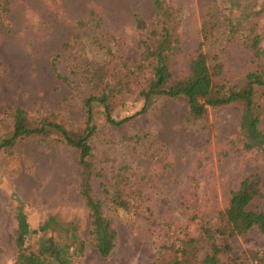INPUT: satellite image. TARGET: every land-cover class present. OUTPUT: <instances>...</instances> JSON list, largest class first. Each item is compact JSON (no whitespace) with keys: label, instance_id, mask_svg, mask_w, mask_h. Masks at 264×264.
<instances>
[{"label":"rangeland","instance_id":"rangeland-1","mask_svg":"<svg viewBox=\"0 0 264 264\" xmlns=\"http://www.w3.org/2000/svg\"><path fill=\"white\" fill-rule=\"evenodd\" d=\"M167 1L180 10L183 52L171 72L181 77L200 40L203 10L212 0ZM153 5L154 0H12L8 18L0 25V118L8 106H19L33 122L53 114L70 129L82 127L83 100L94 93L87 86L88 63L103 61L107 48L126 63H137L140 50L134 15L150 19ZM255 9L264 12V0H257ZM82 20L87 21L85 27L77 24ZM244 41L237 36L226 44L219 39L217 46L204 47L210 54L220 51L218 83L238 87L251 71H264V60L254 61ZM51 62L60 78L50 70ZM258 102L264 110V94H258ZM141 107L136 92L125 94L117 97L113 116L121 119ZM187 112L183 99L154 97L143 114L116 126L107 123L102 107L94 104L90 145L95 171L101 174L94 181L95 194H100L98 185L103 181L110 197L116 198L115 172L127 167L123 175L135 181L147 207L137 214L110 211L117 240L107 257L95 249L87 211L77 192L75 150L52 135L48 141L21 143L10 156L0 155V264L16 261L19 206L31 230L49 218L58 225L27 237L26 250L36 254L27 264H40L38 253L45 241L66 247L69 264H174L184 236L196 238L203 223H219L228 192L239 181L258 175L264 192V151L243 148L239 106L207 107L208 130L202 122L189 123ZM259 128L264 132V115ZM11 129V121L0 123V140ZM203 135L209 141L201 145ZM251 207L264 210L261 200ZM62 227L74 228L75 238ZM230 244L228 264H255L264 253V237L256 229L231 239ZM44 257L58 264L50 254Z\"/></svg>","mask_w":264,"mask_h":264},{"label":"trees","instance_id":"trees-1","mask_svg":"<svg viewBox=\"0 0 264 264\" xmlns=\"http://www.w3.org/2000/svg\"><path fill=\"white\" fill-rule=\"evenodd\" d=\"M11 1L0 0L1 26L10 13ZM256 5L257 0H212L203 10L200 40L188 61L187 71L185 75L176 77L171 68L183 52L179 31L180 10L167 0H154L150 19L145 20L138 14L134 15L135 29L139 36L137 46L140 50L137 63H126L112 48H107L103 61L88 63L86 81L94 93L83 100V126L70 129L53 114L39 116L33 122L24 108L8 106L2 113L0 123L5 125L11 121L12 129L8 136L0 140V155L10 156L19 144L34 140L48 141L52 135H57L65 147L75 150L79 170L77 192L87 211L95 249L100 256L107 257L117 240L110 211L122 210L137 214L147 207L142 204L141 191L135 181L123 175L127 167L115 172L118 186L116 198L110 197L108 184L103 181L98 185L100 194H95L94 181L101 179V174L95 171L90 145L95 132L94 104L102 107L107 123L120 126L143 114L154 97L183 99L188 110L187 121L202 122L206 126L205 130L209 129L205 114L207 107L219 108L237 104L240 108L243 148L246 151H264V132L259 128L264 110L261 102H258V94H264V71H251L240 86L226 87L216 81L222 73L220 51L214 50L211 54L204 51L206 46H217L219 39L226 44L230 39L241 36L245 39L244 46L251 58L256 62L264 60V12L256 10ZM90 15L95 16L92 11ZM259 20L263 21L262 25ZM86 23V20L77 22L78 26L83 27ZM99 23L100 21L96 26L102 33ZM96 42L99 44L97 38ZM49 67L60 78L56 64L51 62ZM134 92L142 101L140 110L116 119L113 113L117 97ZM202 138L204 141L199 142L201 145L209 141L205 135ZM261 156L264 163V153ZM262 182L258 175L252 174L239 181L236 188L230 189L227 207L221 214L219 223L213 226L203 223L196 238L184 236L176 249L178 256L174 264H228L232 250L231 239L251 229H256L264 237V210L251 207L260 200L264 204ZM15 220V264H27L36 258L35 253L26 250L27 237L44 233L53 224L58 225L53 218H49L38 229L31 230L21 206L17 208ZM73 230L75 229L62 227L64 233H71V238H75ZM66 249L53 245L51 241H45L38 253L41 256L40 264H51L45 259V254L53 256L58 264H69ZM222 256L226 259L222 260Z\"/></svg>","mask_w":264,"mask_h":264},{"label":"built area","instance_id":"built-area-1","mask_svg":"<svg viewBox=\"0 0 264 264\" xmlns=\"http://www.w3.org/2000/svg\"><path fill=\"white\" fill-rule=\"evenodd\" d=\"M255 264H264V254L261 255V257L259 258V261L255 262Z\"/></svg>","mask_w":264,"mask_h":264}]
</instances>
